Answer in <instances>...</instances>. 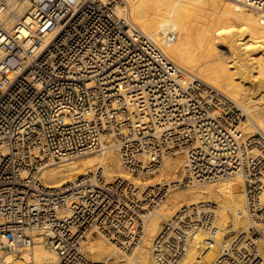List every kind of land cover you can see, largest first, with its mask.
<instances>
[{"label":"built area","instance_id":"built-area-1","mask_svg":"<svg viewBox=\"0 0 264 264\" xmlns=\"http://www.w3.org/2000/svg\"><path fill=\"white\" fill-rule=\"evenodd\" d=\"M29 1L27 15L8 27L1 16L9 2L0 0V257L41 240L56 264L124 263L91 258L90 237L130 253L168 185L139 186L102 168L58 186L42 178L51 163L113 143L131 174L157 171L185 151L189 173L179 187L232 176L249 182L247 229L215 245L205 203L185 206L155 235L151 264H179L197 232L204 246L195 264H264V132L258 145L235 139L234 104L120 14L125 0ZM243 1L264 9V0ZM206 153L221 155L224 170L203 174L198 158Z\"/></svg>","mask_w":264,"mask_h":264},{"label":"bare ground","instance_id":"bare-ground-1","mask_svg":"<svg viewBox=\"0 0 264 264\" xmlns=\"http://www.w3.org/2000/svg\"><path fill=\"white\" fill-rule=\"evenodd\" d=\"M125 1L127 9L120 8V14L126 13L170 59L200 77L234 104L228 113L230 121L235 123V130L230 132L234 138L250 139L258 145L260 137L257 138V134L264 132V9L243 0ZM8 2V11L1 17L8 27H13L27 15L30 1ZM172 32L173 35L169 36ZM219 40L222 47L217 44ZM231 56L233 59H229ZM248 78H252L249 79L250 84H247ZM115 147L113 143L104 144L103 153L97 158H89V155L57 166L51 163L43 171L42 178L49 186H58L91 169L103 168L102 172L108 177H123L139 186L164 183L170 190L169 183L159 181L149 184L141 181V175L123 173ZM182 152L186 153L177 151L175 154ZM213 155L206 153L198 158V167L203 174L224 170L227 161L221 155ZM173 158L166 157L161 173L172 175L171 181H175L172 187H179L183 177L189 173L187 156L185 160L179 155ZM229 164L233 163L230 161ZM155 172L150 170L147 174ZM218 181L210 185L204 182L194 185L193 181H189V191L175 190L162 207L151 209L145 223V236L128 255L103 236H93L89 239V256L104 261L114 258L116 262L123 261V264H151L152 241L164 221H171L177 214L185 213V206L190 209L196 203H205L213 214L216 229L210 238L220 246L230 232L247 229L251 221L246 211L249 182L241 177ZM213 201L216 204L212 207ZM229 225L231 229H227ZM203 241L204 234L197 232L187 255L179 264H195L204 246ZM20 250L23 252L20 258H16L12 251L4 252L0 264H56L59 261L58 254L41 240Z\"/></svg>","mask_w":264,"mask_h":264},{"label":"rangeland","instance_id":"rangeland-1","mask_svg":"<svg viewBox=\"0 0 264 264\" xmlns=\"http://www.w3.org/2000/svg\"><path fill=\"white\" fill-rule=\"evenodd\" d=\"M173 35V32L172 33H170L169 34V36H172ZM221 40H219L218 41V43L217 44H219L220 45V47H222V44H221V42H220ZM224 47V46H223ZM228 53V52H227ZM229 59H233V57L231 56V58H229ZM251 80L252 78H248V80ZM247 81V84H250V82L251 81ZM222 111V110H221ZM114 152L117 154V156H118V159H119V161H121L120 160V155H119V151H118V149L115 147V149H114ZM98 153V154H97ZM102 153H103V151L101 150V151H98V152H93V153H89V154H85V155H83V156H80V157H77V158H74V160H76V159H79V158H86L87 156H89V158H97V157H100L101 155H102ZM97 154V156H95ZM93 155V157H91ZM181 156V158L183 159V160H185V158H186V153H184V152H182V153H180V154H176L175 156H171L172 157V159H174L173 157H177V156ZM95 156V157H94ZM72 160V159H71ZM165 161H166V159L163 161V163H162V165L160 166V168L155 172V173H152V174H146V175H141L140 177H142L141 178V181L142 182H146V183H148L149 182V184H154V183H156V182H166V183H169L170 185H171V188H170V192L168 193V195L164 198V200H163V202H161L157 207L159 208V207H162L165 203H167V200H168V198H169V196L176 190H182V191H189L190 190V184H183V185H181L180 187H172V185L174 184V182H172L171 180H172V175H168V174H165V173H161V169L163 168V166H164V163H165ZM62 164L63 163H65V162H61ZM121 163V162H120ZM57 165L59 164V163H56ZM56 164H52V165H54V166H57ZM98 166V165H97ZM121 167H122V169H123V173H125V174H130L125 168H123V166H122V164H121ZM103 169V168H102ZM114 177H116V175H113ZM113 176H110V177H112V178H114ZM134 176V175H133ZM236 178H240V177H236ZM227 179H234V176H232V177H226V179L225 178H222V179H219L220 181H224V180H227ZM217 183V182H219L218 180L217 181H214V182H204V183H207V185H210V184H212V183ZM194 185H195V183H194ZM189 187V189H187ZM216 201H213V205H212V207L216 204L215 203ZM156 207V208H157ZM165 222V221H164ZM232 227L229 225L228 226V228L227 229H231ZM234 233H235V231H233V232H230V234L229 235H227L228 237H230V236H232V235H234ZM145 236V235H144ZM226 236V237H227ZM23 255V252H21V251H19L17 254H15V257L16 258H20L21 256ZM126 255H128V254H126ZM126 257V256H125ZM28 264H31V263H28Z\"/></svg>","mask_w":264,"mask_h":264}]
</instances>
